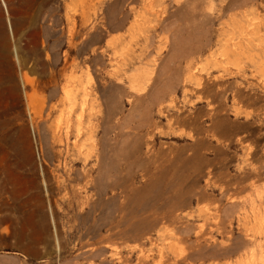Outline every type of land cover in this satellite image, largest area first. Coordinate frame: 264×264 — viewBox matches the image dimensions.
<instances>
[{"label":"rangeland","instance_id":"1","mask_svg":"<svg viewBox=\"0 0 264 264\" xmlns=\"http://www.w3.org/2000/svg\"><path fill=\"white\" fill-rule=\"evenodd\" d=\"M178 1L0 0V264H139L142 248L150 264L159 249L168 264H264V2L199 0L185 21ZM78 77L87 127L99 104L92 164L114 170L98 182L116 203L110 249L92 245L107 210L91 211L93 189L75 197L83 165L54 138Z\"/></svg>","mask_w":264,"mask_h":264},{"label":"bare ground","instance_id":"2","mask_svg":"<svg viewBox=\"0 0 264 264\" xmlns=\"http://www.w3.org/2000/svg\"><path fill=\"white\" fill-rule=\"evenodd\" d=\"M222 1H224V2L226 1V4L224 6V10L226 12L236 11V10H239L240 8H243L244 6H247L248 4H253V3H257L258 2V0H222ZM261 1L264 2V0H261ZM190 2L191 3L194 2V4H195L194 8L192 10H185V11L183 10L182 11V9L183 8L185 9V7H187V5ZM197 3H199V0H186L185 4L182 3L181 0L178 1V5H180L179 7H180V10H181V15L184 17L185 21L196 20L198 18L199 9H198ZM153 14H154V11H153ZM155 15H157L156 16L157 18H161L162 15H163V12L162 11H156ZM261 20L263 21L264 19L261 18ZM201 34H203L202 31H201ZM214 37H215L214 34H210L209 37H207V39H206L205 46L206 45H210L212 43ZM251 38H252V36H251ZM202 43H203V41L199 40L197 46L195 47V49L194 50L191 49L189 52H187V54H188L187 56H190V58H191V56H193L194 54H198L203 48L204 44H202ZM188 59H189V57H188ZM238 72H240V70H238ZM78 79L79 80L76 81L75 83H78L77 86L79 87V89L76 87V90L73 91V92H68L69 91L68 90L66 92L65 99L61 101L62 104L65 106V108L61 111V116H60L61 119H59L57 121L56 125H55L54 138H58L61 142H63L65 144L66 152H67V154L69 156H74L76 158V159L72 160L74 165H80V164L83 165V167L81 169H74L73 167L70 168L71 169L70 171L72 173L71 174L72 177L69 176V181L71 183L72 192L75 195V197L79 198L80 202H81L82 199H85V202H86L88 200V196L83 194V193L87 189H93L95 191L97 199L95 200L94 204H92L93 202H91V204H92L91 211H93L94 209L98 208L100 206V204H102L103 207L107 210L106 219L105 220L108 221V224H106V225H108V226L110 225V228L107 227L109 229L107 230V234L105 236V235H101V228H98V226H97L95 228V231L93 232L94 234H93L92 238L94 239V243H92V245L93 244H102V243L105 244L106 243L105 245L107 246V248L110 249L111 247H114V245H113L114 244L113 243L114 239H113V241H111V240H112V237L114 236V233L116 234V231H115L116 229L113 227V221L114 220H113V217H112V213L114 211L113 209L116 208L115 207L116 203L113 204L114 205V207H113V205L111 203H107V200H106L107 198L105 199L106 203L102 202V197L105 196V195L102 194L103 191L101 192V189H100L101 187L98 185V182L100 184L103 181L102 178L105 177V174L107 175V177L108 176L111 177L112 173L114 172V170H113V167L111 165L109 167L108 172H106L105 174H102L101 173V169H102L101 165L96 164V163L94 165L92 164L94 159L97 162H99V163L101 161V160L98 161L100 152L99 151L97 152L98 142L100 140L99 139H98L99 141L96 140L97 133L99 132L98 131L99 115H100L99 114L100 111L98 110L99 104H98L97 98H95L93 100V103L91 104L90 114L88 116L89 117V121H90V126L87 127V125H86L87 115H86L85 103L83 102V100H82V103H80L78 101H79V97H80L81 93H84V95H86L88 93V91H87V88L84 89V87H82L83 85H82V81H81L80 77H78ZM217 80L218 79H215V81H217ZM56 85H55L56 88H54L53 91L50 94L51 99H56L57 98L58 88L60 86L57 87ZM214 86L215 85H213V84L211 85V87H213V88H214ZM63 87L65 88L67 86H63ZM211 91L212 90H210V92ZM209 96H210V94H209ZM233 96H234L235 99H241V95H240V92L238 90L233 91ZM55 109H56L55 106H51L50 111L53 112V111H55ZM87 136H89L88 139H87ZM87 140H91L92 141V147H93V151L92 152H88V151H86L84 149L85 141H87ZM27 163L32 165V158H31L30 153H29V159L27 160ZM95 169H96V171L97 170L99 171V173L97 172L99 174L97 178L93 176V173H94L93 171ZM29 177H31V178L27 179L25 192L26 191H32L33 189H36V187H37L34 179L32 178V176H29ZM111 179H113V178L111 177L110 180ZM113 180H112V183H109L110 181L108 182V186L106 185L109 190L111 189L110 192L115 189V188H113ZM107 187H105V188H107ZM112 188H113V190H112ZM106 190L107 189H105V193H106ZM108 199L110 200L111 197L108 198ZM88 201L86 202L87 204H88ZM83 202L84 201L82 200V203ZM151 221L150 222L148 221L149 224L148 223L147 224L150 225L151 223H153L154 220L152 222ZM157 221H155L156 224H157ZM141 222H144V221H141ZM147 224H145V225H147ZM156 224H155V226H156ZM132 225L133 224H131V226ZM135 225L131 227L133 229L132 232H134V233L135 232H139L140 233V231H138V230H139V228L143 229L142 228L143 226L141 227L142 224L140 225V227H137V228L135 227ZM152 226H154V225L152 224ZM151 229H153V228L151 227ZM143 230L145 231V229H143ZM143 230H141V231L143 232ZM113 231H115V232L113 233ZM115 237H116V235H115ZM108 246H110V247H108ZM90 251L91 252L88 253L89 254L88 259H90V257H91V259H93V257L100 256L101 254L103 255L104 253H102V252L105 251V250H103L102 247L94 246ZM159 252H160L159 264H168V259H169L168 255L166 256L161 249H159ZM130 259H132V258L130 257ZM150 261H151L150 254H148L142 248L141 252H140V255L138 256L139 264H150Z\"/></svg>","mask_w":264,"mask_h":264}]
</instances>
